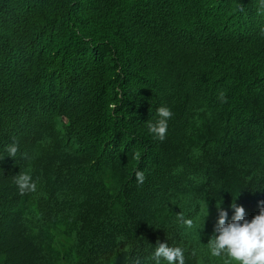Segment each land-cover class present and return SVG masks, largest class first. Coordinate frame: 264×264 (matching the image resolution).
<instances>
[{
    "label": "trees",
    "instance_id": "trees-1",
    "mask_svg": "<svg viewBox=\"0 0 264 264\" xmlns=\"http://www.w3.org/2000/svg\"><path fill=\"white\" fill-rule=\"evenodd\" d=\"M261 29L259 0H0V264H218L220 211L264 206Z\"/></svg>",
    "mask_w": 264,
    "mask_h": 264
},
{
    "label": "clouds",
    "instance_id": "clouds-1",
    "mask_svg": "<svg viewBox=\"0 0 264 264\" xmlns=\"http://www.w3.org/2000/svg\"><path fill=\"white\" fill-rule=\"evenodd\" d=\"M260 8L264 9V0H259ZM264 32V29H261ZM219 99L224 102V95L220 93ZM173 113L170 108L161 106L156 110L157 119L148 123L149 132L160 141L165 139L168 131V121ZM4 151L7 157L14 158L18 152L15 143L6 145ZM138 183L144 182V174L137 171L135 174ZM15 185L21 195L26 192L37 191V181L31 170L21 171L15 177ZM234 214L230 222L226 223L228 214L220 211L216 226V234L206 246V255L215 259L218 264H264V206L259 214L250 221L245 217L243 207L233 204ZM186 231L196 228L192 219L183 215L177 216ZM152 264H185V250L180 246H169L158 243L151 255Z\"/></svg>",
    "mask_w": 264,
    "mask_h": 264
}]
</instances>
